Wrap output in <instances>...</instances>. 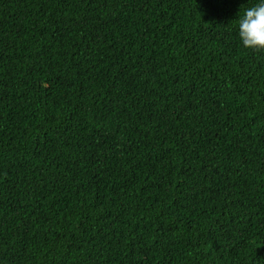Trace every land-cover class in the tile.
<instances>
[{
  "label": "trees",
  "instance_id": "1",
  "mask_svg": "<svg viewBox=\"0 0 264 264\" xmlns=\"http://www.w3.org/2000/svg\"><path fill=\"white\" fill-rule=\"evenodd\" d=\"M260 0H0V264H264Z\"/></svg>",
  "mask_w": 264,
  "mask_h": 264
},
{
  "label": "clouds",
  "instance_id": "2",
  "mask_svg": "<svg viewBox=\"0 0 264 264\" xmlns=\"http://www.w3.org/2000/svg\"><path fill=\"white\" fill-rule=\"evenodd\" d=\"M235 23L238 37L245 49L264 51V0L238 11Z\"/></svg>",
  "mask_w": 264,
  "mask_h": 264
}]
</instances>
